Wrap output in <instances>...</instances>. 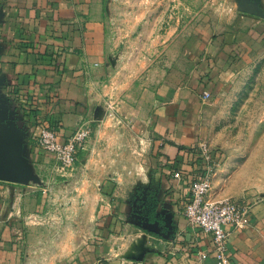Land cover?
<instances>
[{
    "label": "crops",
    "instance_id": "obj_1",
    "mask_svg": "<svg viewBox=\"0 0 264 264\" xmlns=\"http://www.w3.org/2000/svg\"><path fill=\"white\" fill-rule=\"evenodd\" d=\"M104 27L98 0H0V133L17 146L25 170L32 172L55 160L38 145L44 127H56L66 139L80 124H94L93 86L105 69L110 48ZM228 39L224 36L206 46L198 71L186 84L166 82L144 94L154 108L149 124L154 179L159 196L173 202L158 204L160 220L136 222L135 204L126 200L120 185L123 176L110 168L94 169L104 163L96 156L110 140L104 127L94 124L78 162L94 187L78 194L75 212L85 214L96 237L92 254L74 264H216L213 258L200 261V252L208 247L202 232L184 216L188 179L176 180L173 173L193 172L198 165L195 151L203 141V96L212 93L216 70L236 52ZM133 84L120 83V89L129 94ZM214 156L220 166L221 154L214 151ZM17 184L0 179V264H30L34 259L31 255L24 259L16 249L11 219L29 192ZM213 199L222 195L213 194ZM32 204L25 210L44 212L41 192ZM229 248L231 264H264L263 205L252 213L245 229L231 230Z\"/></svg>",
    "mask_w": 264,
    "mask_h": 264
},
{
    "label": "rangeland",
    "instance_id": "obj_2",
    "mask_svg": "<svg viewBox=\"0 0 264 264\" xmlns=\"http://www.w3.org/2000/svg\"><path fill=\"white\" fill-rule=\"evenodd\" d=\"M98 2L110 48L93 86L94 124H101L110 140L96 156L104 163L94 169L110 168L123 176L120 185L126 200L135 204L134 220H160L158 204L172 202L159 196L154 179L149 125L154 108L144 94L166 82L186 84L206 46L224 36L236 52L216 70L200 130V138L222 156L214 198H240L252 204L253 212L264 206V0ZM120 83H134L129 94ZM94 124L89 123L93 132ZM32 174L17 184L29 192L11 219L16 249L24 259L34 258L30 264H74L90 256L96 233L85 214L75 212L78 194L94 187L82 164L63 169L52 159ZM37 192L45 206L39 214L25 210Z\"/></svg>",
    "mask_w": 264,
    "mask_h": 264
},
{
    "label": "built area",
    "instance_id": "obj_3",
    "mask_svg": "<svg viewBox=\"0 0 264 264\" xmlns=\"http://www.w3.org/2000/svg\"><path fill=\"white\" fill-rule=\"evenodd\" d=\"M204 100L211 98L204 93ZM93 130L89 123H82L77 130L63 139L54 126L44 127L39 133L38 145L54 157L63 168H73L79 162V154L87 150ZM196 165L193 172L176 170L173 178L188 179V196L184 216L203 234L207 251L200 252V261L213 258L216 264H231L229 241L231 230L245 229L251 219L253 206L250 202L224 198L214 200V177L218 163L207 143L201 141L196 147Z\"/></svg>",
    "mask_w": 264,
    "mask_h": 264
},
{
    "label": "water",
    "instance_id": "obj_4",
    "mask_svg": "<svg viewBox=\"0 0 264 264\" xmlns=\"http://www.w3.org/2000/svg\"><path fill=\"white\" fill-rule=\"evenodd\" d=\"M33 177L31 171L24 169L21 153L17 146L6 142L0 133V179L23 183Z\"/></svg>",
    "mask_w": 264,
    "mask_h": 264
}]
</instances>
